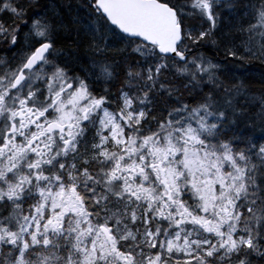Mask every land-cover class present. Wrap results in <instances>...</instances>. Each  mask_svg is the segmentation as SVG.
<instances>
[{
	"label": "snow or ice",
	"instance_id": "6c2138e0",
	"mask_svg": "<svg viewBox=\"0 0 264 264\" xmlns=\"http://www.w3.org/2000/svg\"><path fill=\"white\" fill-rule=\"evenodd\" d=\"M0 264H264V0H0Z\"/></svg>",
	"mask_w": 264,
	"mask_h": 264
},
{
	"label": "trees",
	"instance_id": "16d2710c",
	"mask_svg": "<svg viewBox=\"0 0 264 264\" xmlns=\"http://www.w3.org/2000/svg\"><path fill=\"white\" fill-rule=\"evenodd\" d=\"M248 69L251 70L250 72H252L253 74L258 75L261 71V66L258 64V62H253L248 65Z\"/></svg>",
	"mask_w": 264,
	"mask_h": 264
},
{
	"label": "rangeland",
	"instance_id": "374dc122",
	"mask_svg": "<svg viewBox=\"0 0 264 264\" xmlns=\"http://www.w3.org/2000/svg\"><path fill=\"white\" fill-rule=\"evenodd\" d=\"M249 71H251V70H249Z\"/></svg>",
	"mask_w": 264,
	"mask_h": 264
}]
</instances>
